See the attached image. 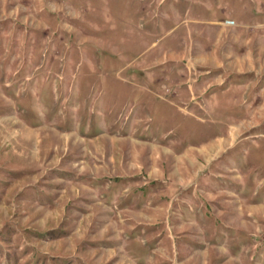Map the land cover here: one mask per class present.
<instances>
[{"label":"rangeland","instance_id":"rangeland-1","mask_svg":"<svg viewBox=\"0 0 264 264\" xmlns=\"http://www.w3.org/2000/svg\"><path fill=\"white\" fill-rule=\"evenodd\" d=\"M0 264H264V0H0Z\"/></svg>","mask_w":264,"mask_h":264},{"label":"built area","instance_id":"built-area-1","mask_svg":"<svg viewBox=\"0 0 264 264\" xmlns=\"http://www.w3.org/2000/svg\"><path fill=\"white\" fill-rule=\"evenodd\" d=\"M227 23H228V24H232V23H233V21H227Z\"/></svg>","mask_w":264,"mask_h":264}]
</instances>
